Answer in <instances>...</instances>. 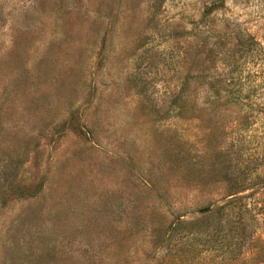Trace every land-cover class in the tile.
Masks as SVG:
<instances>
[{
	"label": "rangeland",
	"instance_id": "1",
	"mask_svg": "<svg viewBox=\"0 0 264 264\" xmlns=\"http://www.w3.org/2000/svg\"><path fill=\"white\" fill-rule=\"evenodd\" d=\"M195 25L237 97L182 120ZM0 264H264V0H0Z\"/></svg>",
	"mask_w": 264,
	"mask_h": 264
},
{
	"label": "trees",
	"instance_id": "2",
	"mask_svg": "<svg viewBox=\"0 0 264 264\" xmlns=\"http://www.w3.org/2000/svg\"><path fill=\"white\" fill-rule=\"evenodd\" d=\"M214 8L209 7L205 9L201 16L208 15L209 10L212 11ZM206 27V29H204ZM209 26H197L195 25L193 29H196L199 33H196V44L192 50V71L191 74L187 71L184 76L181 78L180 85L178 86L175 92H171V99L167 103V108L175 110L177 118L182 120L189 119L193 120L195 118H199V114L203 112L204 114L208 113V111H216V107L219 105H223V112L228 111L229 107L227 108V99L224 100L223 98L229 96L230 98L237 97L235 96V91L232 92L227 90L225 94V88L221 89V87L216 86L215 82H220L221 79L218 77L217 79L212 82L209 75V67L211 61L216 57L217 51L220 46L224 47V42L220 41V37L222 36L223 32L219 30L213 34L214 36L210 35V30L207 29ZM178 35L185 34L186 31L179 26ZM205 32V33H204ZM176 33V32H175ZM214 38V41L211 42V39ZM234 49H232L233 51ZM231 51V52H232ZM233 55V52H232ZM231 55V56H232ZM191 79L192 82L189 80ZM212 93V94H211ZM210 96H214L215 100H210ZM200 97L201 106L195 111L194 105L197 103V98ZM211 108V109H210ZM198 112V113H197ZM176 158L179 161L182 160L181 155L176 152ZM224 178L223 183L224 187L226 188V194L223 196L225 200L218 206H215L214 214H210L209 212L206 217H212L219 219L224 212L231 209L233 202L235 199V194L240 191V184L238 179L230 178V172L227 170L224 171ZM237 187V188H236ZM238 189V190H237ZM238 198V197H237ZM210 205L206 206L207 210L211 212ZM231 211V210H230ZM208 219V218H207ZM229 221V220H228ZM189 223V229H196L192 221ZM172 226L171 231L177 230V226ZM246 226H242L244 230ZM190 245V243H188ZM201 246H203L201 242ZM194 248H187L188 251L193 250Z\"/></svg>",
	"mask_w": 264,
	"mask_h": 264
}]
</instances>
